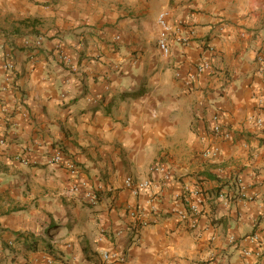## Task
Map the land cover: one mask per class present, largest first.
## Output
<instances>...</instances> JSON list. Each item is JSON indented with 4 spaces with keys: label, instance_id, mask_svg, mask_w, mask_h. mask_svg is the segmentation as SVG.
<instances>
[{
    "label": "crops",
    "instance_id": "1",
    "mask_svg": "<svg viewBox=\"0 0 264 264\" xmlns=\"http://www.w3.org/2000/svg\"><path fill=\"white\" fill-rule=\"evenodd\" d=\"M259 57L264 0H0V264H264ZM185 186L196 228L165 213Z\"/></svg>",
    "mask_w": 264,
    "mask_h": 264
},
{
    "label": "built area",
    "instance_id": "2",
    "mask_svg": "<svg viewBox=\"0 0 264 264\" xmlns=\"http://www.w3.org/2000/svg\"><path fill=\"white\" fill-rule=\"evenodd\" d=\"M168 12L166 10H162L158 13L156 17V24L158 26V34H157V47L161 54L165 57L169 56L170 54V47H169V34L171 31V25L167 21ZM37 45L40 44V38H36ZM211 49V48H210ZM259 70L264 76V57H259ZM5 68L11 70L13 68V64L11 62L5 63ZM209 69V64L206 61H202L201 63L195 65V72L196 73H202ZM180 71L177 69L175 70V77L180 78ZM194 75L190 74L189 78H193ZM263 92H264V85H263ZM261 123V120H257V124L259 125ZM214 134H220L223 137H227L226 132H222L218 125H215L213 127ZM5 144L4 139H0V146ZM210 152L206 151L203 154L208 155ZM63 156L62 152L60 150H55L54 154L50 157V162L53 163H60L63 162ZM21 162L26 163L25 160H21ZM65 166L67 167L68 171L71 174H75L77 172V166L72 161H65ZM151 171H154L158 174H161L162 179L165 181L170 178V173L168 168H166L164 165H156L151 168ZM237 181V180H236ZM124 185L125 187L129 188L132 194L137 195L141 190L146 189L149 186V183L147 180L144 181H135L131 177H126L124 179ZM70 191L73 193H78L79 191L84 192V197L94 202L97 198V194L95 191H90L88 188V184L85 181H77L76 183L72 184L70 186ZM199 191L189 188L188 186H185L182 188L181 193L175 194L174 199L175 203L165 211V213H170L175 215L182 223L187 225L190 228H196L198 227L199 219L202 216V210L199 206ZM152 211L156 212L157 208L155 206L150 207ZM129 216L131 219L134 220V224H141L145 225L147 224V220L144 218H140L139 212L132 210L129 212ZM255 240L257 239L256 236L253 237ZM231 241L233 240L232 237H230ZM101 258L104 262L110 261V260H116L121 261L123 258L118 255L115 251H107L103 250L100 253Z\"/></svg>",
    "mask_w": 264,
    "mask_h": 264
}]
</instances>
